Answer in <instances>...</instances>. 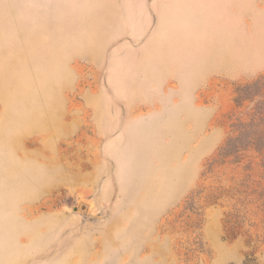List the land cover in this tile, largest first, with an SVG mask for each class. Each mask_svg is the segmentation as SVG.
I'll list each match as a JSON object with an SVG mask.
<instances>
[{
  "label": "rangeland",
  "instance_id": "obj_1",
  "mask_svg": "<svg viewBox=\"0 0 264 264\" xmlns=\"http://www.w3.org/2000/svg\"><path fill=\"white\" fill-rule=\"evenodd\" d=\"M0 73L12 162L76 175L15 186L0 264H49L21 222L53 244L52 219L64 264H104L105 245L112 264H264V0H0ZM33 109L46 125L27 133Z\"/></svg>",
  "mask_w": 264,
  "mask_h": 264
},
{
  "label": "crops",
  "instance_id": "obj_2",
  "mask_svg": "<svg viewBox=\"0 0 264 264\" xmlns=\"http://www.w3.org/2000/svg\"><path fill=\"white\" fill-rule=\"evenodd\" d=\"M0 86H2V88H8L9 86V82L6 79V77L0 73ZM12 90H14V93L16 95H18L19 97H21V99L23 101H25V103L27 105H31V100L27 99L28 97H30V94H24V93H19L22 88L20 85H18L17 83L15 84V87L12 88ZM26 91V89H25ZM13 92V91H12ZM12 92L10 94H6L5 92L1 91L0 92V101H2V103H4L8 107L12 106L11 103V99L13 98ZM20 114V115H19ZM16 118L17 120H19L22 125L24 126V132L27 133H31L34 131H40L45 129V125H46V113H41L39 110L37 109H33L31 110L30 113H26V112H20ZM7 128H5V126L3 124H0V193H5L6 196H4V200L2 203V207L1 210H4V216L5 219L0 221V225H12L14 224L13 221H15L14 219L11 220V218L7 217L8 214V210L10 207V204L12 203L11 200H13V197H9L10 194H14L13 191L15 192V186L16 187H21V189H16V191H22L23 189H25L24 186H29L30 182L31 183H36L37 181H41L44 180L45 178H43L42 176H49L51 173L55 172L56 176L58 178V183H61V181H72L75 178V174L71 171V165L69 164L68 166H63V164L60 161V158H57L56 162H54V166L49 165L47 162H42L39 163L37 162L34 158H32L31 156H29L27 153H23V156L21 159H14V162H12V157L15 154H13L10 151V146H12V140H13V136L11 137V135L6 131ZM113 131V130H112ZM110 135V134H108ZM11 142V145H10ZM158 156V154L156 155ZM161 157H163V152L161 153ZM162 160H164V162L167 161V159L164 157L162 158ZM107 167V166H106ZM105 169V166L98 167V173H101V175L103 174ZM62 170H66L68 171V173L62 174ZM169 174H179L176 173L174 171H172L171 173H168L167 175L169 176ZM41 177V178H40ZM41 179V180H39ZM39 184V183H38ZM9 193V194H8ZM45 221H27V222H21L23 225L22 228V232H28V239L31 241H35L33 237L36 238L37 242H40V240L44 239L46 242L45 245V249H43V254L44 256H47V254H49L47 262H49V264H64L65 262H63L62 259H59L56 257L57 254L51 253L46 251L47 248L51 247H55L57 246V244L59 243V240L61 239L62 236H64V238L67 237V235L69 234L68 230H61V224L59 223V220H49L47 221V227L51 226L52 228H50L48 230L49 233H53L55 236L53 237V240L55 239L56 236L57 240L54 241V243L52 244V242L50 241V235L47 237L43 238V234L41 235V232L39 230V227L35 228V229H30L29 225H39L42 226L44 224ZM30 223V224H29ZM5 230L8 232L7 227H5ZM55 232V233H54ZM53 236V235H52ZM77 237V236H76ZM75 237V238H76ZM79 238H83L84 242L87 243V239L89 238V233H84L83 235H81ZM36 242V241H35ZM39 244V243H38ZM77 246V248H75L74 246ZM72 249L74 250V252H80L81 257H83V252L85 251V246H81L78 241L75 239H73L72 242ZM59 248V247H58ZM68 249V248H67ZM104 250H105V258H107V261L104 264H112L113 263V259L111 258V256L113 255L111 253V247L105 245L104 246ZM70 253H67L65 256H68ZM37 256H42V254H37ZM64 256V257H65ZM108 259H112L110 260V262L108 261ZM112 261V262H111ZM95 264H99V262H95ZM101 264V263H100ZM103 264V263H102Z\"/></svg>",
  "mask_w": 264,
  "mask_h": 264
},
{
  "label": "trees",
  "instance_id": "obj_3",
  "mask_svg": "<svg viewBox=\"0 0 264 264\" xmlns=\"http://www.w3.org/2000/svg\"><path fill=\"white\" fill-rule=\"evenodd\" d=\"M253 91H255V85L251 84V85H244V86H240L239 87V94L237 96V102L238 104H243V102L247 99H251V97L254 95ZM261 114H263L262 112H260ZM254 124L253 121H250L249 123L247 122H240L239 125V131H243L247 134L246 138L251 137L249 136L250 134V127ZM252 139V138H251ZM227 146L235 148L237 146H239L238 144H236L234 142V139L230 140L227 143Z\"/></svg>",
  "mask_w": 264,
  "mask_h": 264
}]
</instances>
